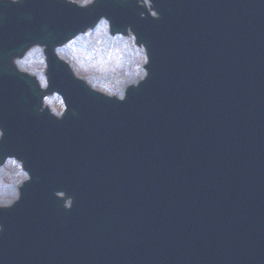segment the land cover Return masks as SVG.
I'll use <instances>...</instances> for the list:
<instances>
[{"label":"water","instance_id":"obj_1","mask_svg":"<svg viewBox=\"0 0 264 264\" xmlns=\"http://www.w3.org/2000/svg\"><path fill=\"white\" fill-rule=\"evenodd\" d=\"M61 0L0 7V152L33 180L0 211V264H264V0ZM108 15L146 43L150 76L117 103L71 78L52 47ZM48 44L57 121L11 58ZM56 191L74 196L71 211ZM62 195V194H61Z\"/></svg>","mask_w":264,"mask_h":264},{"label":"clouds","instance_id":"obj_2","mask_svg":"<svg viewBox=\"0 0 264 264\" xmlns=\"http://www.w3.org/2000/svg\"><path fill=\"white\" fill-rule=\"evenodd\" d=\"M64 5L80 10L91 8L97 0H61ZM130 0H119L128 4ZM24 0H0V7L22 5ZM140 19H160L155 0H135ZM55 59L63 64L71 78L89 92L117 103H123L133 88H139L150 76V54L146 43L129 25L115 29L112 19L99 15L93 23L72 34L52 47ZM11 64L21 76L34 82L39 97L38 113L62 121L70 109L67 96L51 86L48 44L33 42L25 46L22 54L14 55ZM55 101V102H54ZM6 140V130L0 127V144ZM33 180L32 171L25 158L15 152H0V211L13 208L23 198V189ZM62 194V195H61ZM55 197L63 201V208L71 211L75 198L65 191H56ZM5 226L0 223V234Z\"/></svg>","mask_w":264,"mask_h":264},{"label":"rangeland","instance_id":"obj_3","mask_svg":"<svg viewBox=\"0 0 264 264\" xmlns=\"http://www.w3.org/2000/svg\"><path fill=\"white\" fill-rule=\"evenodd\" d=\"M55 102V101H54Z\"/></svg>","mask_w":264,"mask_h":264}]
</instances>
